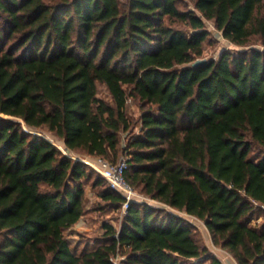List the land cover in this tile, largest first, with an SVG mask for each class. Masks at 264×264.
Instances as JSON below:
<instances>
[{
    "label": "trees",
    "instance_id": "trees-1",
    "mask_svg": "<svg viewBox=\"0 0 264 264\" xmlns=\"http://www.w3.org/2000/svg\"><path fill=\"white\" fill-rule=\"evenodd\" d=\"M183 1L0 0V264H223L187 216L237 264H264V223L251 225L264 212V49L252 47L264 0ZM206 20L245 49L194 66ZM40 129L71 152L125 156L133 189L170 210L135 200L120 230L104 223L80 249L70 230L89 173ZM98 197L125 201L109 183Z\"/></svg>",
    "mask_w": 264,
    "mask_h": 264
},
{
    "label": "rangeland",
    "instance_id": "rangeland-1",
    "mask_svg": "<svg viewBox=\"0 0 264 264\" xmlns=\"http://www.w3.org/2000/svg\"><path fill=\"white\" fill-rule=\"evenodd\" d=\"M180 8L182 10H194V3L191 0H184L183 3L180 5ZM198 14H200L198 12ZM178 25V24H177ZM207 29L210 32V36L204 43V53L201 59H218L220 55L228 50L231 52H236L237 50H244L245 48H241L239 46L234 45L233 43L229 42L227 39H225L222 36V33L219 32L212 21L206 20ZM257 42V41H256ZM252 47L261 48L264 49V47L260 43L253 44ZM247 48V47H246ZM99 96L106 99L107 101L112 102L111 96L105 86L100 85L99 86ZM143 108L140 107L139 103H137L135 100L131 99L128 104V112L130 116L134 119V127L132 129L133 133H136L140 130V118L142 114ZM24 129L28 130V128L23 124ZM34 133L46 137L49 139L53 144H55L63 154L71 156L74 160H78L83 162L85 170L89 173V178H87L84 181V187H85V196H84V203L87 208V214L86 216V223L91 226L92 230L89 232H81L79 233L74 231V235L72 234L71 237L73 238L74 244L83 243V245H80L81 247L84 246V243L87 241L94 240L95 238L103 237L102 235L105 233V230L102 229V226L104 223H109L112 226H115L118 230L121 229V226L124 221L125 213L123 212L122 208L115 209L112 208L108 203L102 201L98 194L99 192L108 186V182L102 177L100 173H98L96 170L92 169L90 166L87 165L85 162L86 160L91 159V157H88L84 153L77 151V152H71L69 151L63 140L58 138L54 133L49 132L48 130H32ZM129 134V132L123 133L122 138L124 141V137H126ZM123 156H121L118 160H120ZM94 158V157H92ZM102 177L106 182L103 186H96L94 185V182L96 178ZM135 191V198L137 201L140 202H146L154 207H161L166 208L170 210L169 207L159 203L158 201L152 200L145 196L141 191L134 190ZM173 211V210H171ZM93 212V213H92ZM175 213L184 216V213L174 211ZM91 213V214H89ZM187 218L191 221V223L196 227L197 229V236L199 239H201V242L203 244H206L209 246L210 250L217 256L219 254L221 257L224 256L223 261L225 262H232L233 258L232 255H229V253L222 249L220 246H217L213 242L212 234L206 227L205 223L199 219L189 217ZM264 223V212H257L254 216L253 221L251 222V225L255 226H261ZM92 242V241H91ZM222 253V254H220ZM120 258H124V256L119 255ZM218 257V256H217ZM123 259V261H124ZM203 264H210L209 262L203 263Z\"/></svg>",
    "mask_w": 264,
    "mask_h": 264
},
{
    "label": "built area",
    "instance_id": "built-area-1",
    "mask_svg": "<svg viewBox=\"0 0 264 264\" xmlns=\"http://www.w3.org/2000/svg\"><path fill=\"white\" fill-rule=\"evenodd\" d=\"M85 162L98 171L108 181L111 188L120 193L125 198L121 208L123 212L126 213L130 203L137 200L135 198V191L133 187L129 184L125 177V172L128 168L127 158L123 156L116 164L110 163L103 158H91ZM123 259L124 258H120L118 255L113 258V262L114 264H123ZM221 262L223 264H237L234 259L231 263L225 262L223 259Z\"/></svg>",
    "mask_w": 264,
    "mask_h": 264
},
{
    "label": "crops",
    "instance_id": "crops-1",
    "mask_svg": "<svg viewBox=\"0 0 264 264\" xmlns=\"http://www.w3.org/2000/svg\"><path fill=\"white\" fill-rule=\"evenodd\" d=\"M93 213V212H92ZM89 214H91V213H89ZM86 216H88V215H85L79 222H77V224L70 230V237H71V235L73 234L74 235V231H76V232H78L79 231V233H81V232H89V231H91L92 230V228H91V226H89L87 223H86ZM102 229H103V226H102ZM81 231V232H80ZM72 238V237H71ZM72 240H73V238H72ZM81 244V243H80ZM81 245H83V244H81ZM84 246H80V249H82ZM209 247V246H208ZM220 254H222V253H220ZM217 256H218V258L222 261V259L224 258V256L223 257H221L219 254H217Z\"/></svg>",
    "mask_w": 264,
    "mask_h": 264
},
{
    "label": "water",
    "instance_id": "water-1",
    "mask_svg": "<svg viewBox=\"0 0 264 264\" xmlns=\"http://www.w3.org/2000/svg\"><path fill=\"white\" fill-rule=\"evenodd\" d=\"M208 61L206 59H199L197 60L195 63H194V66H199V65H202V64H205L207 63Z\"/></svg>",
    "mask_w": 264,
    "mask_h": 264
}]
</instances>
